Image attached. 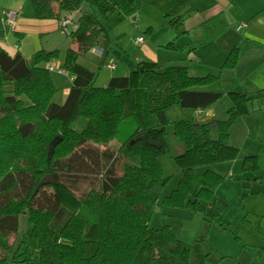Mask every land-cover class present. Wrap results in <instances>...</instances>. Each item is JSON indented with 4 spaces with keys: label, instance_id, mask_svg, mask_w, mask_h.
Listing matches in <instances>:
<instances>
[{
    "label": "trees",
    "instance_id": "1",
    "mask_svg": "<svg viewBox=\"0 0 264 264\" xmlns=\"http://www.w3.org/2000/svg\"><path fill=\"white\" fill-rule=\"evenodd\" d=\"M29 2L34 17L58 20L70 40L60 68L71 80L63 102L56 103L52 98L59 88L48 64L58 49L40 48L26 58L0 45V264H190L191 245L168 224L152 227L150 219L161 203L189 208L224 228L219 209L210 204L223 176L209 165L237 157L230 132L249 114L253 96L227 91L231 104L222 117L199 120L197 111L223 96L221 90L199 87L235 67L237 46L217 73L193 76L185 64L138 62L127 75L113 74L105 86H96L97 70L78 57L107 37L111 15L134 14L135 0ZM69 15L74 23L65 28L60 20ZM166 16L171 27L181 28L182 15ZM226 27L221 15L202 22L195 45ZM165 47L184 49L173 42ZM174 107L191 113L169 120ZM260 110L264 113V106ZM80 119L78 129L73 125ZM169 125L182 151L171 156L173 165L165 171L158 156L169 151ZM145 131L143 139L129 144ZM150 138L162 146H151ZM257 156L245 155L242 169H260ZM45 174L52 182L35 191ZM173 174L174 188L162 195ZM21 214L37 241L34 251L22 246L23 239L15 242Z\"/></svg>",
    "mask_w": 264,
    "mask_h": 264
},
{
    "label": "crops",
    "instance_id": "2",
    "mask_svg": "<svg viewBox=\"0 0 264 264\" xmlns=\"http://www.w3.org/2000/svg\"><path fill=\"white\" fill-rule=\"evenodd\" d=\"M135 5L137 11L131 16L114 13L109 18L114 19L112 21L115 22V25L120 24L119 27L125 21L134 18L135 20L131 22L133 27L136 29H140L138 28L140 26L143 27L142 31L140 30L142 33H138L134 40L136 37L142 36L143 42L137 43L135 40L140 48L137 54H129L128 58L123 54L116 61L108 63L114 65L111 70L117 71L115 74L124 76L133 70L138 62H148L185 64L189 74L193 76H201L215 71L217 73L229 50L237 46L238 58L235 67L232 70L223 71L215 83L199 87L200 89H218L224 94L211 106L198 109L197 118L204 120L222 117L218 115L224 114V109L231 104L226 95L227 91L236 90L249 93L253 96L249 102L250 112L238 118L235 125L238 126L240 120L242 122L238 126V131L234 132L233 127L230 132V136L233 132L237 134L235 138L239 137L238 135L246 137L247 132H249L247 127L250 124L248 123H253V121L259 123L264 118V113L260 110V107L264 106V0H135ZM16 10L18 14L13 25H11L12 32H9L7 25L4 29V36L2 40L0 39V45L10 54L19 51L28 58L40 48L56 49L62 43L63 35L66 37L65 33L59 29L58 20L38 19L34 17L31 9L26 11L20 6ZM3 13H1L2 22ZM177 14L182 15L183 21L181 28L175 30L168 23L169 18L166 15ZM217 15L223 16L227 24L225 30L215 39L195 45L200 37L202 22ZM106 31L107 37H100L97 44L89 51L90 53L98 57H104L108 54V42L111 39L107 27ZM116 31L119 32L117 29ZM124 35L125 33L122 32L120 37ZM66 38L65 40L68 39ZM168 42H173L179 47L184 46V49H168L165 47ZM193 46L194 48L189 50ZM51 62L57 66L62 65V63H56L55 59ZM65 76L68 77L69 81L71 80L69 74ZM67 81L58 85L60 96L63 98L69 90L70 83L67 84ZM221 101L226 102L221 106L222 112H218L216 115L214 107L217 108L218 102ZM262 133L261 129L257 130L256 128L258 141L256 139L251 141L250 138L246 137L247 141L250 142L249 144H245V142L240 145L233 142L232 144L239 150L240 147H246L250 149L251 153H255L258 142L264 140V134L260 135ZM177 151L181 152L182 149L178 146ZM257 152L260 153V150ZM260 171L262 173L264 169H260ZM4 264L18 263L7 262ZM259 264H264V259Z\"/></svg>",
    "mask_w": 264,
    "mask_h": 264
},
{
    "label": "rangeland",
    "instance_id": "3",
    "mask_svg": "<svg viewBox=\"0 0 264 264\" xmlns=\"http://www.w3.org/2000/svg\"><path fill=\"white\" fill-rule=\"evenodd\" d=\"M19 6L23 10L26 9V11L28 9L32 10L29 0H0L1 40L4 36V29L7 27L1 21V13L8 9L16 10ZM112 20L114 21L113 18H109L105 22L111 39L108 42V54L104 57H98L87 51L78 57V61L81 64L92 70H97L96 86L106 84L110 76L117 72L109 69L107 67L108 63L116 61L123 54L128 58L129 54H137L140 50L134 38L138 33H142L140 30L142 31L143 27H138L140 29L134 28L131 23L133 22L132 20H135L134 18L125 21L121 27H119L120 24L118 26L115 25ZM8 28L11 33V26ZM122 32L125 35L120 37ZM65 38L63 35L62 43L57 47L58 56L55 61L58 64L63 62L65 50L70 44V40L67 38L65 40ZM51 74L57 87L66 80H68L67 84L70 83L68 77L64 74L56 71H52ZM58 91L52 100L56 103H62L64 98L60 96V91L59 93ZM225 102H218L217 105L219 107H214L216 115H218V112H222L221 106ZM190 111L189 109L182 110L174 107L168 111V118L169 120H175L182 115L188 116L191 113ZM218 116H223V114ZM83 121L84 119H80L73 126L79 129L82 127ZM240 121L238 126L242 124ZM248 124L251 126L248 125L247 127L249 132H247L246 137L250 138L251 141L253 139L258 141L256 128L263 131L260 135L264 134V118L259 123H254L253 121V123ZM238 126L234 125V132L238 131ZM234 132L229 138L230 144L232 142L239 145L244 142L245 144L250 143L243 135H238L239 137L235 138L237 134ZM165 138L169 145V151L159 155L158 158L166 171L173 165L171 156L178 153L177 147L179 146L182 149V145L171 134L170 125L167 126ZM116 144V142H112L110 145L114 146ZM258 146L255 148L257 151L260 150V153L255 152L258 155L255 163H258L262 170L264 169V140H260ZM249 150L246 147H240L235 159L209 165L215 172L223 176L221 183L214 190V198L210 204L219 209L224 228H221L217 221L209 222L203 218L201 213L193 212L189 208L169 207L161 203L155 206L150 225L159 227L163 224H168L178 238L190 244V264H259L264 259V178L261 177L263 171L261 173L259 168L242 169V159L245 155L251 153ZM250 163L247 159V165ZM120 168L121 165H118V171ZM176 180L177 175L173 174L163 188L162 195H166L174 188ZM85 184L81 183V186ZM78 185L80 186V183ZM18 232L15 242L23 239L24 243H22V246H27L29 250L34 251L37 241L30 233L25 214L20 215Z\"/></svg>",
    "mask_w": 264,
    "mask_h": 264
},
{
    "label": "built area",
    "instance_id": "4",
    "mask_svg": "<svg viewBox=\"0 0 264 264\" xmlns=\"http://www.w3.org/2000/svg\"><path fill=\"white\" fill-rule=\"evenodd\" d=\"M17 14H18V11L15 10V9H8V10L4 11V13H3V22H4V24L8 25V26L13 25V23H14L16 17H17ZM60 23H61V26L67 28V27L73 25L74 22L72 20V16L69 15V16L63 17L60 20ZM135 40H136L137 43H142L143 42V37L142 36H138V37H136ZM107 67L110 68V69H113L114 65L108 64ZM48 69H50L51 71H56L58 73H61V74L65 75V72L59 66L53 64L52 62L48 64Z\"/></svg>",
    "mask_w": 264,
    "mask_h": 264
},
{
    "label": "water",
    "instance_id": "5",
    "mask_svg": "<svg viewBox=\"0 0 264 264\" xmlns=\"http://www.w3.org/2000/svg\"><path fill=\"white\" fill-rule=\"evenodd\" d=\"M147 135V131H145V132H143V133H137L134 137H133V139H131L130 140V142H129V144H132L134 141H137V140H140V139H143L144 138V136H146ZM149 144L151 145V146H153V147H156V148H160L161 146H162V144H161V142H159V141H155V140H153V139H149ZM55 145V141H52L51 142V147H53ZM50 174H45L42 178H41V180L38 182V184L36 185V187H35V191L37 190V188L41 185V184H43V183H48V182H52V180L50 179ZM156 210H157V208H156Z\"/></svg>",
    "mask_w": 264,
    "mask_h": 264
}]
</instances>
